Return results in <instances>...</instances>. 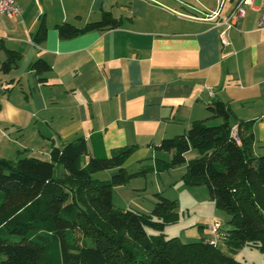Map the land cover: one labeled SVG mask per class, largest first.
I'll use <instances>...</instances> for the list:
<instances>
[{
	"label": "crops",
	"instance_id": "0c3cea01",
	"mask_svg": "<svg viewBox=\"0 0 264 264\" xmlns=\"http://www.w3.org/2000/svg\"><path fill=\"white\" fill-rule=\"evenodd\" d=\"M225 1L216 18L201 20L186 14L196 10L183 0H14L19 14L0 16V158L47 160L52 147L76 138H82L88 155L96 158L133 146L122 168L127 174L145 170L151 178L154 175L155 183L146 192L138 181L130 183L146 177L137 175L114 186L115 208L149 211L155 194L175 203L183 195L188 207L196 208L204 198L199 187L181 181L184 165L159 170L161 165L154 161L167 162L171 153L153 147L183 134L193 121L206 119L207 105L220 101L232 124L249 123L253 154L264 157V31L257 28L259 3L244 7L243 18L226 31L228 44L223 46L218 39L222 27L214 23L225 19L236 0H228L223 8ZM104 12L120 25L58 37L56 25L81 28ZM40 25L44 38L35 43L33 35ZM9 54L13 60L3 68ZM36 60L47 69L31 70ZM86 162L83 156L81 166ZM115 172H95V179L108 180ZM140 190L144 191L139 194ZM204 200L216 219L213 202L208 195ZM207 231L204 241L210 237Z\"/></svg>",
	"mask_w": 264,
	"mask_h": 264
},
{
	"label": "trees",
	"instance_id": "16d2710c",
	"mask_svg": "<svg viewBox=\"0 0 264 264\" xmlns=\"http://www.w3.org/2000/svg\"><path fill=\"white\" fill-rule=\"evenodd\" d=\"M119 25L104 12L81 28L62 23L55 30L60 39H69ZM44 32L40 25L35 43L43 40ZM30 69L39 72L47 66L36 60ZM206 111V119L193 121L183 134L153 147L171 153L159 170L184 165L183 184L206 189L215 209L227 216L218 242L229 252L242 246L264 252V157L253 154L249 123L236 122V136L231 137L228 108L213 101ZM189 149L196 156L186 160ZM132 151L133 146H124L96 158L88 155L84 140L76 138L52 147L47 160L0 158V264H242L222 253L218 242L211 246L204 240L164 239V227L177 220L173 200L155 194L148 213L112 205L114 186L145 173L127 174L122 168ZM83 156L87 162L81 166ZM113 169L108 180L91 177ZM146 229L157 234L149 235Z\"/></svg>",
	"mask_w": 264,
	"mask_h": 264
},
{
	"label": "rangeland",
	"instance_id": "374dc122",
	"mask_svg": "<svg viewBox=\"0 0 264 264\" xmlns=\"http://www.w3.org/2000/svg\"><path fill=\"white\" fill-rule=\"evenodd\" d=\"M183 1H185V3L187 4L188 3L192 4V6H194L196 10V12L193 11L189 12L188 10H186V14L190 13L195 16L199 15L198 17L204 14L208 15L211 12V10L219 11L222 5L221 4L220 6H218L221 0H183ZM258 3L259 0H254L252 6H256ZM227 4H228V0L225 1L223 8H225ZM205 124L213 125L215 124V121H207ZM195 156H196V152L192 149H189V151L186 154V158L191 159ZM160 163H164V162L161 161V159H159L157 162L154 161V165L157 164L156 166L158 167L162 165ZM123 168H125V163L123 164ZM145 175L146 174H140V176H145ZM150 175L151 174L148 173L146 177L130 180L131 181L130 183H132V181H138L141 186L142 185L145 186V191L147 192L148 189L150 188V185L152 186V184L155 183V182L153 183L154 175L152 174L153 178H151ZM91 177L94 179L96 178L94 173L91 175ZM198 189L202 192V198L206 199L207 196L206 189L202 186H200ZM143 191L144 190H140L139 194H141ZM170 194L171 192L168 193V195ZM140 196L144 197L145 195H140ZM170 196H175V195H170ZM204 199L200 205L196 206V208H189L188 207L189 202L187 201V198L184 197L183 195L179 196L178 203L177 201L175 203V213L177 216V220L174 224L164 227L165 230L163 229L164 231L162 230L161 232L163 238L168 239L175 236L182 243L196 242L202 240L203 236L208 235L207 230H208V225L210 224L209 223L210 220L219 221V223L222 226H226L227 216L222 211L217 210L218 214L215 216L216 219H213L212 216L214 215L209 214V212L207 211L206 209L207 204ZM149 211H144L142 209L138 212L148 213ZM170 230H172L173 233H170ZM146 231L148 234L153 233V231L149 229H146ZM218 247L222 253L230 256L239 263L264 264V252H261L258 249L242 246L235 249L233 252H229L221 242H218Z\"/></svg>",
	"mask_w": 264,
	"mask_h": 264
},
{
	"label": "built area",
	"instance_id": "2783aa9c",
	"mask_svg": "<svg viewBox=\"0 0 264 264\" xmlns=\"http://www.w3.org/2000/svg\"><path fill=\"white\" fill-rule=\"evenodd\" d=\"M224 0H221L219 5L222 4ZM253 0H236L233 8L228 12L225 19L216 21L214 25L216 27H222V30L218 34V39L221 45H227L226 31L235 24L238 19L243 18L244 16V7L251 6ZM259 16L257 21V28L264 31V0H259ZM20 10L16 6L14 0H0V16H5L7 18H13L19 14ZM217 17V11L210 14H204L200 16L201 20H210ZM236 123L231 125L230 136H236ZM220 228L221 224L219 221L212 220L208 225V230L210 233L209 239L206 241L208 245L215 246L220 238Z\"/></svg>",
	"mask_w": 264,
	"mask_h": 264
}]
</instances>
